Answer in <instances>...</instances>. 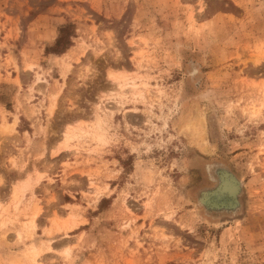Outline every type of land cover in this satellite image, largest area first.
Here are the masks:
<instances>
[{"label": "rangeland", "instance_id": "obj_1", "mask_svg": "<svg viewBox=\"0 0 264 264\" xmlns=\"http://www.w3.org/2000/svg\"><path fill=\"white\" fill-rule=\"evenodd\" d=\"M0 264H264V0H0Z\"/></svg>", "mask_w": 264, "mask_h": 264}, {"label": "bare ground", "instance_id": "obj_2", "mask_svg": "<svg viewBox=\"0 0 264 264\" xmlns=\"http://www.w3.org/2000/svg\"><path fill=\"white\" fill-rule=\"evenodd\" d=\"M109 76H111V74H109ZM112 77H115L114 79H116L117 77H116V75H114V76H112ZM53 106H54V104H52L51 105V107L53 108ZM52 108H50V111L52 110ZM70 135H69V133H66L65 134V136H64V139H65V141L64 142H67L69 139H70ZM224 188V190H226V191H228L229 192V190H230V188H232L233 187V185H232V182H229L228 184H225L224 186H223ZM18 188V187H17ZM27 188V187H26ZM13 191H14V193H15V189H13Z\"/></svg>", "mask_w": 264, "mask_h": 264}, {"label": "trees", "instance_id": "obj_3", "mask_svg": "<svg viewBox=\"0 0 264 264\" xmlns=\"http://www.w3.org/2000/svg\"><path fill=\"white\" fill-rule=\"evenodd\" d=\"M223 177H228L227 175H224ZM222 177V178H223ZM222 181V180H221ZM219 187H220V185H219ZM219 187H218V189H219ZM217 192V191H216ZM216 195H213L212 197H215ZM221 200V199H220Z\"/></svg>", "mask_w": 264, "mask_h": 264}]
</instances>
